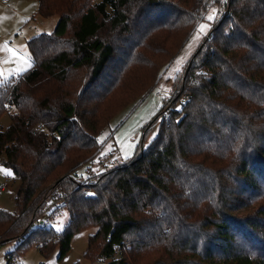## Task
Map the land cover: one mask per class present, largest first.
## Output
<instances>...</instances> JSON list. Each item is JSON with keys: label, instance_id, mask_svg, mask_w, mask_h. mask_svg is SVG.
I'll return each instance as SVG.
<instances>
[{"label": "trees", "instance_id": "1", "mask_svg": "<svg viewBox=\"0 0 264 264\" xmlns=\"http://www.w3.org/2000/svg\"><path fill=\"white\" fill-rule=\"evenodd\" d=\"M36 1L56 29L29 40L32 68L0 85V120L11 118L0 162L21 182L16 211L0 208V246L18 242L7 264L33 244L63 258L91 226L92 262L264 264V0H217L225 13L174 78L157 135L99 174L100 138L211 0ZM56 214L68 217L61 232Z\"/></svg>", "mask_w": 264, "mask_h": 264}, {"label": "rangeland", "instance_id": "2", "mask_svg": "<svg viewBox=\"0 0 264 264\" xmlns=\"http://www.w3.org/2000/svg\"><path fill=\"white\" fill-rule=\"evenodd\" d=\"M93 1L98 4L103 0ZM220 9L217 4L208 10L196 30L163 69L157 84L143 97L131 102L115 115L111 121L110 133L100 138L103 149L99 158H103V162L98 158L94 160L93 165H88L94 169L93 172L99 174L106 171L105 165L109 162L118 167L127 160L139 156L142 149L151 143L159 131L162 118L154 125L152 123L159 116L166 102L172 98L174 78L196 54L212 24L222 18L225 12L224 9ZM58 21V16L42 18L37 15L36 0H0V85L32 68L33 58L28 41L41 34H52ZM158 93L160 96L157 95ZM177 106V109H180L181 105ZM10 125L11 118L7 113L0 120V130H6ZM147 129H149L148 133H146ZM88 166L78 170V174L83 175L85 179L88 178L86 173ZM20 185L19 178L0 162V208L12 213L16 211L15 197ZM49 220L54 229L61 232L68 222V217L64 214H56ZM97 231L96 226H91L75 234L71 249L63 258H60L58 246L48 257H45L33 244L18 256L17 263L107 264L92 262L85 256L90 236L96 234ZM17 243L13 240L0 246V264L8 263L7 255L15 249Z\"/></svg>", "mask_w": 264, "mask_h": 264}, {"label": "built area", "instance_id": "3", "mask_svg": "<svg viewBox=\"0 0 264 264\" xmlns=\"http://www.w3.org/2000/svg\"><path fill=\"white\" fill-rule=\"evenodd\" d=\"M215 6H217V0H211V2L209 3V7H208L209 9H208V10H210L211 8H213V7H215ZM157 95L160 96L159 93H158ZM105 166H106V168H107V167L110 168V167H113L114 164H113L112 162H109L108 165H105ZM87 173H89V172L87 171ZM53 195H54V194H52V195L48 198V202H50V201L52 200ZM42 223H43V222H42ZM104 262L108 264V261H104Z\"/></svg>", "mask_w": 264, "mask_h": 264}, {"label": "crops", "instance_id": "4", "mask_svg": "<svg viewBox=\"0 0 264 264\" xmlns=\"http://www.w3.org/2000/svg\"><path fill=\"white\" fill-rule=\"evenodd\" d=\"M37 9H38V2H37ZM0 69H1V66H0Z\"/></svg>", "mask_w": 264, "mask_h": 264}, {"label": "snow or ice", "instance_id": "5", "mask_svg": "<svg viewBox=\"0 0 264 264\" xmlns=\"http://www.w3.org/2000/svg\"><path fill=\"white\" fill-rule=\"evenodd\" d=\"M210 19H211V17H210Z\"/></svg>", "mask_w": 264, "mask_h": 264}]
</instances>
